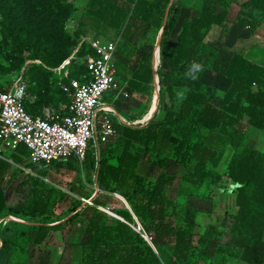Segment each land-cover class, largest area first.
Here are the masks:
<instances>
[{"label": "trees", "instance_id": "trees-1", "mask_svg": "<svg viewBox=\"0 0 264 264\" xmlns=\"http://www.w3.org/2000/svg\"><path fill=\"white\" fill-rule=\"evenodd\" d=\"M168 1L88 0L86 10L92 19L105 27L120 28L122 41H129L134 40L135 35L146 34L150 26L154 25L162 27L163 36L170 32L174 23L179 21V11L175 7L176 14L163 20V9ZM228 9V0H202L195 15L180 19L174 39L167 46L161 45L158 88L161 84L171 101L163 105L164 113L161 117L155 118L153 114L144 125L115 122L114 117L115 134L98 144V150L92 158L96 179L106 190L111 189L108 183L120 180L127 160L130 156L133 157V144L141 146L142 151L151 153L144 159L161 169L171 159L181 164L193 161L189 175H185L184 179L199 182L207 177L214 180L220 176L216 167L225 150L224 146L207 143V134L222 132L224 136L219 135L220 141L230 144L235 151L241 145L248 126L264 127V63L250 60L244 53L228 48L224 41L219 42L209 47L205 55V58H209V68L216 75L218 84L203 80L206 64L204 55L200 52L201 45L213 24L223 25ZM236 23L253 31L257 21L239 16ZM75 53L84 59L86 55H94L96 51L89 42H81ZM120 53L116 46L113 56L116 76H119L123 66H127L133 72V77L127 79L130 87L139 91L149 85L153 78L151 62L141 57L139 61L134 60L137 66L133 67L129 58L117 62L115 56ZM154 63L156 64V59ZM194 64L201 65L202 70L193 73L191 69ZM84 67L86 69L85 64ZM63 79L67 81V78ZM176 86L182 89L174 102ZM38 95L40 99L46 98L42 94ZM215 98H218L217 103L214 102ZM115 138L123 142L117 153L111 152ZM19 152L24 155L28 152L23 143L11 152V157L18 162L22 160ZM88 155L87 151L82 164L74 157H69L64 161L43 162L41 166L28 165L37 167L38 173L46 175L49 166H59L61 163L72 169L89 165L91 162ZM110 156H114V162L109 160ZM9 166L10 162L0 157V216L15 213V216L27 220L38 217L37 222H30L27 228L19 231V235L26 236L33 247L41 246L51 227L61 228L66 222L74 221L75 218L70 217L76 213L78 206H82L81 212L84 213L89 209L87 202L82 201L81 204L72 206L69 210L72 214L59 222L50 223L60 218L51 221L48 218L39 219L51 203L53 190L45 188L44 180L30 172H24L12 190L25 193L27 188L33 187L31 196L9 203L8 188L1 185ZM175 177L174 173L161 170L153 179L145 180L142 174L136 173L130 190L123 194L131 205L132 213L125 208L116 210L118 217L114 219V223H100L94 218H85L83 229L87 233V240L82 245L83 264H161L163 259L153 245L132 227V214L142 221L143 230L151 235L153 243L160 239L171 240V252L166 264H189L193 258L206 255L207 242L217 231L215 224H209L197 237L198 243L194 244V208L185 207L182 223L174 222L173 218L168 217L170 202L165 187ZM238 181L241 189L246 186L245 180ZM236 200L241 207L238 195ZM236 219L235 216L230 227L232 240L237 246L234 252L251 264H263L264 240L259 236H250L244 240L236 230ZM10 220L21 221L9 219V222ZM68 228L72 231L71 226ZM0 236V264H7L17 245L12 234L5 235L2 231ZM199 243L204 245L200 246Z\"/></svg>", "mask_w": 264, "mask_h": 264}, {"label": "rangeland", "instance_id": "rangeland-1", "mask_svg": "<svg viewBox=\"0 0 264 264\" xmlns=\"http://www.w3.org/2000/svg\"><path fill=\"white\" fill-rule=\"evenodd\" d=\"M201 1L169 0L163 9V20L175 15L174 9L177 7L179 21L174 23L168 34L163 36L162 27L154 25L150 26L146 34L135 35L134 40L122 41L120 28H107L90 17L86 10L88 0H0V87L8 86L15 79H19L25 86L24 100L31 113L41 114L46 107L54 109L58 101L67 99V94L60 87V79L82 78L87 75L83 57L75 53L77 48L81 42L88 44L89 40L97 39L101 42L116 43L122 54L115 56L117 62L124 58L139 61L141 57H145L158 73L162 62L161 45L167 46L174 39L180 19L195 15ZM228 5L225 23L221 27H214L213 31H208L201 45L200 52L204 55L203 58L206 57L209 47L224 41L239 16H246L257 21V24L253 31L244 26L235 29L232 32L234 44H240L249 53L252 52L253 44H264V0H228ZM259 50L262 56L247 57L264 60V48L261 47ZM154 59L157 61L156 64ZM64 60L68 61L62 64ZM204 61L206 66L203 80L218 84L216 75L209 68V58H205ZM116 80L119 84L117 76ZM162 88L160 84L156 106L150 117L153 114L155 118L161 117L164 113L163 105L171 101ZM175 88L174 102L182 89L178 86ZM110 91L105 92L103 97L105 101L112 100ZM154 92H156L154 84H149L138 92L136 97L134 95L123 97V102L119 103V106L122 107V103L126 106L121 111L124 120L130 124L145 121L147 118L144 116L150 108ZM38 94L46 98L40 99ZM214 102L217 103L218 98H215ZM134 118L139 120L132 122ZM115 120L118 122L119 119ZM219 135L223 133L212 132L207 134L206 138L209 144L224 146L226 153L223 157L224 162L217 167L220 176L214 180L210 177L199 182L184 179L185 175H189L193 161L181 164L171 159L164 168L156 167L144 159L151 153L142 151L141 146L136 144L131 147L133 157L130 156L127 160L120 180L108 183L111 189L106 190L96 179L92 159L98 150L96 144L89 145L88 159L91 162L89 165L85 164L75 169L64 163L49 166L48 174L44 175L42 180L45 182V188L52 189L53 193L46 213L39 216V219L48 218L51 221L69 216L72 214L69 212L72 206L81 204L84 198H90L92 203H86L89 209L85 213L81 212L82 206H78L76 213L70 217L75 218L71 223L66 222L59 229L51 227L44 242L38 247H33L26 236L19 235V231L28 227L29 220L25 222L10 220L12 224L0 229V235L2 231L5 235L12 234L17 245L7 264H83L82 245L87 240L83 220L94 218L100 223H114V219L118 217L116 210L125 208L132 213L131 205L123 194L130 190L133 176L140 173L145 180H151L161 170L172 172L176 176L165 187L170 202L168 217L173 218L174 222L182 223L185 207L192 206L195 218H204V221L209 218L217 223L222 218L231 219L236 216L235 227L244 240L250 236H259L264 240V127L248 126L241 145L235 151L230 144L220 141ZM113 142L111 152L117 153L121 150L123 142L119 138H115ZM0 152L6 157H11L12 149L0 145ZM25 156L22 157L20 164L38 173L37 167L32 166H41L43 161L28 157V152ZM21 170L22 167L10 162L9 169L4 175V185ZM238 180H245L246 186L241 189ZM32 188L28 190V196H31ZM236 195L241 198V207L237 203ZM132 218V227L144 232L142 221L133 214ZM201 222H198L199 229L203 231L205 222L203 220ZM69 226L72 227V231ZM147 242L153 245L160 258L164 260L161 264H166L171 252V240L160 239L153 243L150 239Z\"/></svg>", "mask_w": 264, "mask_h": 264}, {"label": "built area", "instance_id": "built-area-1", "mask_svg": "<svg viewBox=\"0 0 264 264\" xmlns=\"http://www.w3.org/2000/svg\"><path fill=\"white\" fill-rule=\"evenodd\" d=\"M89 43L96 53L83 59L87 75L67 77V81L60 79L68 100L58 101L54 109L46 107L41 114L30 113L25 106V86L19 79L0 87L1 146L13 149L23 143L28 157L33 159L50 163L72 156L82 164L91 143L98 146L115 134L114 117L122 121V116L113 101H105L103 97L113 89H117L113 99L118 93L128 94L126 84H118L116 80L113 61L116 43L98 39ZM27 171L38 175L30 168ZM83 202L92 203L90 198H84ZM140 233L150 241L149 233Z\"/></svg>", "mask_w": 264, "mask_h": 264}, {"label": "crops", "instance_id": "crops-1", "mask_svg": "<svg viewBox=\"0 0 264 264\" xmlns=\"http://www.w3.org/2000/svg\"><path fill=\"white\" fill-rule=\"evenodd\" d=\"M224 23H225V21H224ZM239 26L240 25L238 23H235L234 26L231 27V29L229 30L227 36H225V39H224L225 45L228 48H230V49H234V50H237V51H240V52L244 53L246 56H262V54L260 53L259 49H261V47L264 48V44H260V43L253 44V46L251 47V49H252L251 53L247 52V50L245 48H243L240 44H237V43L234 44L233 39H232V32L235 29L237 30ZM214 27H221V26H219L217 24H213L211 26V28L209 29V31H213ZM240 28H242V27L240 26ZM207 35H208V33H207ZM253 53H255V55ZM249 59L253 60V61H256V62H259V63H264V60H259V59L257 60L255 58L252 59L251 57ZM131 63H132L133 67L137 66V62H135L134 60H131ZM131 63H130L129 66H131ZM120 72L121 73L118 76V80H119L120 83H122V84L125 83L126 84L125 86H126V89L128 91V94L127 95H123V94L118 93L117 98L113 99L114 96L117 94V89H113V90L110 91V94H112V100L111 101H113L114 107L118 108L117 110L122 116V121L121 120H118V121L120 123H125V124H129V125H144L148 121V118L145 121L140 122V124L139 123L130 124L129 122L124 120V116H123L121 111L126 106H124V104L122 103V107H120L119 103L123 102V99H124L123 97H126L128 95H130V96L134 95L136 97L137 93L140 92L141 90H143L144 87L141 90H139V91L134 90L132 87H130L129 83L127 82V79L133 77V72H132L131 68L128 69L127 66H123ZM154 72L155 71L153 70V77H154ZM150 84L153 85V78H152V81H151ZM127 108L128 109H132V108H129V107H127ZM146 116H147V114L145 115V117ZM115 118H117V117H115ZM137 120H139V119L138 118H134L131 121L132 122L133 121L136 122ZM225 154L226 153L224 152V154H223L221 160L219 161L218 165H220V164H222L224 162L223 161V157L225 156ZM19 155L21 157H26L23 153H20ZM0 157L8 160L11 163L19 165L20 167L23 168V170H21L20 173L17 174L16 177L14 176V178H12L7 183V185H4V182H5L4 178L1 181V185L4 188H8L7 201L9 203H14V202L18 201L19 199H25V198L28 199L29 196L27 195V192H28V190H30L29 188L26 189L25 193L18 192L16 190H12V188L15 185H17L18 181L24 175V172H28L27 171V167H25L24 165L20 164V162L15 161L12 157L4 156L1 152H0ZM69 157H72V156H69ZM66 159H62V161L66 160ZM109 160L111 162H114L115 159L111 158ZM218 165H217V167H218ZM217 167H216V169H217ZM35 173H37V172H35ZM37 174H38V176L40 178L44 177V175H41L40 173H37ZM14 217H17V216H15V213H5V214L1 215L0 216V229H2L5 226L11 224V222H9V219H14ZM65 217L66 216H64V217H62V218H60L58 220L52 221L50 223L59 222V221L63 220ZM18 218H19L18 220H22V221H26L27 220V219H24V218H21V217H18ZM36 219H38V217H33V220H29V221L30 222H37ZM194 220H195V224L193 225V231H194L193 242H194V244L198 243L197 237L200 235V233H202L204 231V230L201 231L199 229V223H202L201 222L202 220H203V222H205L202 229H205L209 224H215V228H216L217 231H215L213 233L212 237L207 242L206 255H203L201 257L197 256L196 258H193V261L190 262L189 264H213L215 262L218 263V264H251L248 261H246V260L242 259L241 257H239V255H236V253L234 252L235 249L237 248V246L232 240V232L230 230V227L233 224V218H231V219L222 218L217 223L212 222L209 218L206 221H204V218H194ZM0 241H1V236H0ZM199 245L203 246L204 243H199Z\"/></svg>", "mask_w": 264, "mask_h": 264}, {"label": "bare ground", "instance_id": "bare-ground-1", "mask_svg": "<svg viewBox=\"0 0 264 264\" xmlns=\"http://www.w3.org/2000/svg\"><path fill=\"white\" fill-rule=\"evenodd\" d=\"M157 62V61H156ZM158 74L157 72H154V77H153V84H154V87H155V90L156 92H154V95L152 97V100H151V105H150V108L148 110V113H147V116L146 118H149L153 109L155 108L156 106V95H157V90H158ZM145 117V116H144ZM145 118V119H146ZM152 118V117H151ZM128 119V118H127ZM139 123V122H138ZM140 124V123H139Z\"/></svg>", "mask_w": 264, "mask_h": 264}, {"label": "clouds", "instance_id": "clouds-1", "mask_svg": "<svg viewBox=\"0 0 264 264\" xmlns=\"http://www.w3.org/2000/svg\"><path fill=\"white\" fill-rule=\"evenodd\" d=\"M201 70H202V66L199 65V64H194V65L192 66V69H191V71H192L193 73L198 72V71H201ZM193 78H195L194 75H193Z\"/></svg>", "mask_w": 264, "mask_h": 264}]
</instances>
